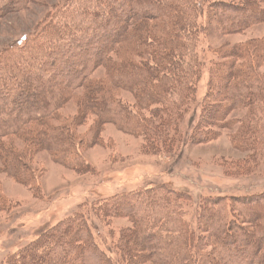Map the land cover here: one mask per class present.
<instances>
[{
    "label": "trees",
    "instance_id": "trees-1",
    "mask_svg": "<svg viewBox=\"0 0 264 264\" xmlns=\"http://www.w3.org/2000/svg\"><path fill=\"white\" fill-rule=\"evenodd\" d=\"M263 2L211 0L208 9L219 13L221 31L237 33L264 22ZM26 3L0 0V16L7 5L15 11ZM53 9L34 33L22 35L0 51V96L13 101L10 109L0 104V171L29 187L39 175L32 157L41 150L57 162L88 171L78 146L99 142L106 123L114 121L142 137L147 151L175 149L183 136L209 140V127L218 117L221 120L240 106L259 109L264 102L259 97L263 77L256 70L264 41L238 43L225 48V62L213 64L208 84L213 87L209 96L216 102L203 101L204 119L195 122L198 110L191 108L182 122L197 78V65L188 55L199 28L198 0H65ZM184 37L190 40L181 42ZM247 54L257 58L249 64L238 63ZM99 68L105 69V78L94 73ZM77 89L82 91L76 99L77 113L73 117L58 114ZM116 89L131 93L134 102L116 98ZM220 107L223 112L218 115ZM89 113L94 115L92 122L80 136L76 128ZM201 122L208 126L206 133L198 132ZM253 128L252 121L240 122L239 138L243 131L252 134ZM12 136L20 140L19 145ZM243 143L259 153L256 136L246 137ZM189 195L163 184L97 199L88 211L81 206L82 210L41 229L7 256L6 264H264V192L258 198L229 196L226 202L207 198L209 210L198 205V228L211 227L208 223L226 207L236 213L231 217L225 211L221 226L211 227L215 230L210 238L216 245L213 256L201 251L202 237L184 219ZM89 216L129 220L131 225L117 230L116 237L110 231L112 253L100 246V234L93 232ZM205 216L208 222H202ZM158 225L164 226L162 231L152 234L150 229ZM232 225L240 226V232L251 227L255 235L242 233L237 247L234 239H227Z\"/></svg>",
    "mask_w": 264,
    "mask_h": 264
},
{
    "label": "rangeland",
    "instance_id": "rangeland-1",
    "mask_svg": "<svg viewBox=\"0 0 264 264\" xmlns=\"http://www.w3.org/2000/svg\"><path fill=\"white\" fill-rule=\"evenodd\" d=\"M27 1L23 8L15 11L11 4L4 7L6 13L0 16V51L15 43L22 35L34 33L44 17L50 11H54V6L59 9L65 0ZM210 1L198 0L202 10L198 19L199 28H195L197 36L188 55L193 57L194 64L197 65V78L194 81L193 96L185 105L187 111L181 116L182 122L191 108L198 110L195 122L203 120L205 116L201 107L203 101L204 103L207 101L208 104L209 101L216 102V98L209 96L213 87L209 86L208 79L213 64L226 61L222 56L225 48L252 40L264 41V22L251 24L237 33L221 31L219 13L208 9ZM224 1L230 3L233 0ZM261 6L264 7V2ZM209 10L211 13L207 14ZM101 35L99 33L97 38H101ZM188 40L189 37H184L181 42ZM259 48V58L247 54L249 57L238 59V63L249 64L252 63L251 58L259 59L256 70L263 77L264 88V44ZM94 73L97 77L105 78L103 68H99ZM33 89L38 90L36 87ZM116 90V98L134 102L131 93ZM81 93V89L74 91L72 96L58 108V114L73 117L77 113L76 99ZM259 97L264 99V91ZM12 102L10 96H0V104L6 105L9 109V104ZM258 108L248 110L240 106L229 112L225 118L219 120L218 117L213 121L208 131L210 136L207 134L209 140L201 142L183 136L175 149L156 147L153 151H147L142 137L123 129L114 121L106 123L100 130L99 142L78 146L84 162L89 166L88 171L81 172L57 162L47 151L41 150L32 157V167L39 175L31 187L0 171V201H3L4 205L0 207V264H6L5 258L31 241L41 229L54 225L75 211L82 210L81 206L88 211L87 207L97 199L163 184L190 194L187 202L188 212L184 219L189 221L195 234L202 237L199 245L201 251H208L213 256L216 245L210 238L215 234L218 226H221L219 219L224 220L225 211L226 216L231 217L233 215L236 217V213H230L229 208L226 207V210L221 209L222 212L218 213V216L221 215L219 218L217 216L218 219L212 216L210 225L208 223V226L214 227V231L206 225L204 228L201 226L198 228V205L202 203L204 210H209L211 206L204 201L207 198H218L226 202L229 196L255 197L264 192V102ZM218 109L219 115L223 111L221 107ZM93 116L89 113L84 123L76 128L80 136L87 132ZM246 120L254 123V130L252 134L241 132L244 138L242 136L239 138V124ZM182 122L178 130L182 127ZM202 125L203 122L198 132L206 133L208 126ZM255 136L260 143L259 153L246 149L243 143L246 137L253 139ZM11 138L17 145L20 144L17 137ZM0 168H2L1 163ZM158 192L163 193L161 190ZM89 219L93 232L100 234L98 238L100 246L110 253L114 251V241L110 238V231L113 229L116 237L117 230L131 225L126 217H113L104 221L102 217L98 219L89 216ZM238 220L242 223L240 217ZM206 221L208 222V218L205 216L202 222ZM162 227L164 226L158 225L150 231L152 234H159ZM228 228L227 232L231 236L227 239L235 241L234 245L237 247L242 243L240 238L243 234L248 235L250 232L255 235L251 227L241 232L238 231L240 226L232 225ZM114 255L115 253L113 257Z\"/></svg>",
    "mask_w": 264,
    "mask_h": 264
}]
</instances>
